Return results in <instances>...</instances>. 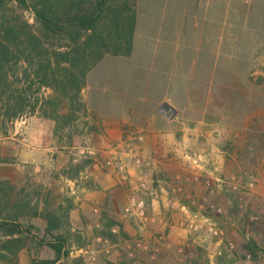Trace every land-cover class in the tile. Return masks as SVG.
Wrapping results in <instances>:
<instances>
[{
  "label": "rangeland",
  "instance_id": "rangeland-1",
  "mask_svg": "<svg viewBox=\"0 0 264 264\" xmlns=\"http://www.w3.org/2000/svg\"><path fill=\"white\" fill-rule=\"evenodd\" d=\"M135 11L137 14V2ZM13 12L34 23L30 11L15 8ZM138 33L139 40L147 35V42L141 45L148 51L156 47L181 50L187 45L195 49L199 45L204 48L219 44L236 51L202 54L194 50L184 55L188 58L178 72L180 87L175 89V98L165 101L157 99L160 87L154 83L157 65H153V60L144 59L147 62L139 63L142 72L135 75L129 72L132 65L137 66L135 61L126 63L122 72L117 68V75L110 63V79L106 78L107 62H104L97 74L95 69L88 75L81 93L83 108L74 105L69 112L64 103L59 110L62 117L58 123L39 115L15 121L8 136L0 137V190H3L0 191V211H22L32 215L37 210L39 213L29 221L21 220L25 225L33 224L34 228L19 253L17 264H29L30 257H54L47 245L39 246L46 235L44 217L53 212L60 218V232L67 240L68 251V256L57 264H81V257L88 249L97 252L92 264H264V212L261 207L251 208L255 196L245 189L238 192L227 184L222 202L220 199L214 201L215 206L207 208L206 212L184 214L176 228L165 224L153 230L146 227L153 218L145 199L150 196L153 182L133 180L126 167V160L137 166L134 161L137 156L143 160L141 166L148 164L146 159L152 158L144 156L139 148L148 133L137 127H128L120 140L110 143L108 156L110 164L117 162L122 180L131 189L141 182L146 183L144 189L133 190L131 194L144 201L145 215L126 214L127 201L117 221L106 211H94L90 202H87L89 206L81 204L76 199L78 193H72L77 189L80 192L84 186L95 187L91 174L95 163L102 162L101 156L106 149L104 115L107 112L117 115L119 109L121 111L116 92H126V98L132 101L131 106L127 103L130 106L127 117L134 115L135 120H144L140 115L146 111L142 107L145 106L148 112L152 111L151 124H171L177 128V143L186 142L187 138L204 142L207 133L212 131L216 139L219 135L228 154L239 153L234 142L244 147L242 154L247 164L251 158L249 153L255 152V143L264 145V134L259 138L260 135L250 128L257 118V108L252 102L257 95L264 94V0H140ZM139 40L136 43H141ZM206 55L209 62L203 68L201 57ZM217 77L225 79V85L220 87L218 94L212 91L215 100L207 101L210 89L217 90L209 82ZM188 83L193 84L189 89L191 99L186 100L182 91ZM42 92L51 94L50 90ZM173 94L169 90L167 96ZM106 95L112 99L106 101ZM164 102L175 108L176 113L171 112L169 116L162 113L159 108ZM133 123L141 126L139 121ZM179 147L181 156L190 166L185 181L201 183L203 176L198 181L195 179V165L188 156L205 153L192 151L186 144ZM122 163L124 171L120 169ZM230 165L229 174L242 175L244 180L251 174L249 165H238L240 169L236 164ZM176 191L185 194L181 182L176 184ZM4 195L10 196L8 203ZM185 198L189 199V206L198 205L190 196ZM217 208L222 211L218 212ZM253 217L257 220L252 221ZM205 218L214 223L216 233L210 234L205 226H200ZM124 220L134 221L139 227L123 229ZM191 224L199 228H191Z\"/></svg>",
  "mask_w": 264,
  "mask_h": 264
},
{
  "label": "trees",
  "instance_id": "trees-1",
  "mask_svg": "<svg viewBox=\"0 0 264 264\" xmlns=\"http://www.w3.org/2000/svg\"><path fill=\"white\" fill-rule=\"evenodd\" d=\"M136 2L0 0V137L28 116L58 123L64 103L69 112L74 105L83 108L81 93L92 68L107 56L128 57L132 52ZM15 8L30 11L34 23L15 14ZM4 198L10 201L9 195ZM38 215L37 210L32 215L0 211V264H17L34 228L21 220ZM44 218L46 235L39 246L47 245L54 257H30L29 264H57L68 256L59 216L53 212Z\"/></svg>",
  "mask_w": 264,
  "mask_h": 264
},
{
  "label": "crops",
  "instance_id": "crops-1",
  "mask_svg": "<svg viewBox=\"0 0 264 264\" xmlns=\"http://www.w3.org/2000/svg\"><path fill=\"white\" fill-rule=\"evenodd\" d=\"M139 1L140 0H137V14L135 23L136 30L133 35V48L130 56H112V58L105 57L102 61L97 63L95 67L92 68L90 73H93V71L96 69L95 71L97 74L99 67H101V63L107 62L106 78L110 79L112 78L109 69L110 63L113 65V68H115V73L117 75L118 70H121L122 72L123 68L126 66V63L135 61L134 63L137 64V66L132 65V68L129 69V72L135 75L142 72L138 64L147 62L144 59H151L154 61L153 65H157V70L155 71L156 73L154 75V83L160 87V96L157 99L159 101L172 100L175 98V89H177L178 86L180 87V85L177 84L178 72L181 69V66L184 64V61L188 58L184 55L193 53L194 50V52L202 54H220L236 51L230 49V46L226 48L225 45L221 44L212 45L211 47L204 46V48L202 45H199L195 49L187 45L186 48L181 50H179L180 48L169 49L167 47H156L153 50L148 51L147 49L143 48V45H141L145 44L144 42H147V35L142 36V41L139 40ZM137 40L141 41V43H136ZM256 43L257 42L254 41L253 45H256ZM179 53L184 54L180 55ZM201 59L203 61L201 66L205 68L207 66V62H209L208 55L202 56ZM217 59H219V57ZM155 62L157 64H155ZM188 84L189 86L183 89L184 91H182L186 100L191 99V92L189 89L193 83ZM209 84H214L217 87V90L210 89L207 101L215 100L214 95L211 93H213L212 91H215L214 93L218 94L220 87L225 85V79L217 77L214 81L209 82ZM163 90H165V92H162ZM169 90L174 93L173 96H167ZM116 93L118 94L116 96V100L119 101L118 105L121 104V111L119 109L117 115H112L108 112L104 115V131L106 133L104 147L106 149L101 156L102 162L95 163L91 174V183L94 184L95 187H92L91 185L84 186L80 188V192H78L79 189H77V192H75L76 190L72 191V193H78L76 199L81 201V204L89 206V203L87 202H90L93 208H95L94 211H98L97 209L106 211L111 215V217L113 216L115 220L119 221V214L128 201L129 196H131L133 193V190L126 182L122 180V176L117 169V162H114L113 164L109 163L110 159L108 155L111 149L109 148V144L113 143L115 140H120V138H122L123 132L128 127H137V129L144 130L148 133L144 142L141 144V146H139V148L144 156L151 155L152 158L149 156L150 159H146L148 160V164H145L144 166H135L133 162L126 160V167L133 180H142L149 183L153 182V188H150L151 191L149 192L150 196L145 198L148 206V212L153 217L149 220V223L146 226L147 228L153 230L159 228L161 224L176 228L175 226L180 223L179 218L184 217V214L206 212L207 208H213L215 206L213 203L214 201L218 202L219 199L220 202L223 201L222 199L225 195V188L227 184L234 188L232 185L233 177H236L235 181L239 186H241L237 190L238 192L242 190V185L246 184V180L248 178L255 181V189L252 191V195L255 196V200L252 201L250 205L251 208L261 207V211L264 212V204L261 202V200L264 201V145L261 143H255V152L249 153L251 158L249 161L250 163L247 164L245 161L246 156L245 154H242L244 147L239 146V143L234 142V145H236V152L239 151V153L233 152L230 155L225 149H223L219 135H217L216 139L212 136V131L207 133V139L204 142L187 138L186 142L177 143L175 140V131L177 130L176 127H173L171 124H151L150 120L153 118V114L152 111L148 112V109L145 106L142 107L147 112L142 111L144 114L140 115L141 117H144V120L141 118H139V120H135L134 115H132L130 118L127 117V109H129L131 106L132 101L129 102L130 100L126 98V92L121 91ZM112 94L115 95L113 91ZM106 97V101L112 99V97L108 98V95H106ZM256 97L257 98L256 100H253L254 102H252V105L253 107L256 106L257 108V116L255 115L257 118L252 121L253 125H251L250 128L252 132L260 135L259 138H262L264 134V94H259ZM127 103H130V106ZM206 106L209 107V105ZM151 107L152 106H149V108ZM173 109L175 110V108ZM115 116L117 117L114 118ZM136 121L141 122L140 127L133 123ZM31 123L33 124V122ZM185 144L190 150L193 151L196 149L197 152H204L206 155L201 183L185 181V178L188 176L187 172L190 171V166L187 164L185 158L181 156L180 147L178 148V146ZM234 155L236 156L234 157ZM230 163H232V165L236 164L237 166L242 165L243 167L249 165L248 167L250 168L251 174L248 178H246V180L241 177L242 175L235 176L236 174H229L231 166ZM237 169H240V167L238 166ZM206 180H208L210 182V186L216 190L215 195L210 194V189L205 184ZM180 182L183 184L185 194H181L179 191H176V184ZM184 195L190 196V198L196 200L198 205L189 206V199L187 200ZM137 226L139 227V225H137V223L134 221H122L123 229H129ZM262 229L264 230V225H262Z\"/></svg>",
  "mask_w": 264,
  "mask_h": 264
},
{
  "label": "built area",
  "instance_id": "built-area-1",
  "mask_svg": "<svg viewBox=\"0 0 264 264\" xmlns=\"http://www.w3.org/2000/svg\"><path fill=\"white\" fill-rule=\"evenodd\" d=\"M135 156H137V155H135ZM188 157L192 160L193 164L195 165V170H196L195 179L198 181L203 176L202 172H203V166H204V161H205L206 155L205 154L194 153L193 155L188 156ZM134 161H135V164L137 166H141L143 164V160L141 158H139L138 156L135 158ZM120 169L123 170V171L125 170V167L123 166V163L120 165ZM124 178H126V177L124 176ZM235 179L236 178L233 177L232 185L234 186L235 190H238L241 186H239L237 184ZM205 184H206L207 187H211L210 186V182L208 180H206ZM145 187H146V183L145 182H141L137 186L135 185L134 188L132 186V190H140V189H144ZM242 189H245L246 191L252 192L255 189V181L254 180H249L246 184H244V186H242ZM215 191L216 190H214L213 188L210 189V193L211 194H215ZM145 209H146V206H145L144 201L140 200V199H137L135 196L131 195V197L129 198V200L127 202V205L124 208V211H125L126 214H133V215H136V216H144L145 215ZM217 211L221 212L222 209L221 208H217ZM256 220H257L256 217L252 218V221H256ZM200 226H202V227L205 226L207 231H208V233H210V234L211 233H216L215 232L214 223L212 221H210L209 218H205V223L200 225ZM190 227L194 228V229H198L199 228V226L197 224H191ZM138 246H141V245L138 244ZM96 253L97 252H96L95 249L86 250L85 253L81 257V264H92V263H94V261L96 260ZM130 255H131V257L133 256L132 253Z\"/></svg>",
  "mask_w": 264,
  "mask_h": 264
},
{
  "label": "water",
  "instance_id": "water-1",
  "mask_svg": "<svg viewBox=\"0 0 264 264\" xmlns=\"http://www.w3.org/2000/svg\"><path fill=\"white\" fill-rule=\"evenodd\" d=\"M160 111L164 114H167L168 116L171 112L173 114L176 113L175 110L168 103H163L160 107Z\"/></svg>",
  "mask_w": 264,
  "mask_h": 264
}]
</instances>
